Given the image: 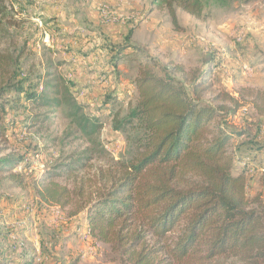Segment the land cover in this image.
I'll list each match as a JSON object with an SVG mask.
<instances>
[{"label":"rangeland","instance_id":"rangeland-1","mask_svg":"<svg viewBox=\"0 0 264 264\" xmlns=\"http://www.w3.org/2000/svg\"><path fill=\"white\" fill-rule=\"evenodd\" d=\"M116 1L0 0V75L15 82L25 81L26 89L34 84L39 92L47 81L53 84L63 81L85 107L84 114L102 124L99 133L88 139L82 137L75 122L68 117L67 105L52 111L39 101L23 99L19 113L8 112L5 118L10 127L8 140L0 143V159L25 155L34 160L26 168L17 169L23 173L19 178L22 186L7 178L0 184V229L5 233L19 230V240L14 245L0 244V264H17L13 261L17 254L19 264H36L33 263L36 258L41 259L39 264H120L118 251L86 236L83 213L77 215L80 200L75 198L65 208L46 206L38 196L41 185L37 179L58 173L57 181L74 191L81 181L94 179L101 183V177L115 171L120 161L132 160L135 134L116 132L113 124L124 120L137 105L135 81L143 64L157 65L158 75L168 73L176 77L189 93V79L203 72L210 73L212 89L204 101L214 107H232L230 102H222V98L238 97L243 88L264 90V0H206L200 19L176 9L177 27L167 10L160 11L153 6V0H126L135 7L131 12L118 6ZM102 7L122 18L123 24H108L124 27V34L116 41L102 27V22H95V18L93 21L88 11L92 9L98 14ZM47 35L56 50H50L45 44ZM100 38H106V44ZM88 43L99 50L110 49L108 46L116 48L120 54L102 57L103 63L99 55L94 56L92 61L96 66L89 73L100 75L111 66L101 75L109 73L115 78L111 80L113 84L116 81L131 84L135 92L133 99L118 100L103 94L99 100L101 96L92 95V86L77 71L85 65L83 60L73 58L69 62L62 56L72 52L85 56L90 53L85 50ZM244 66L253 72L248 73ZM180 68L184 74L178 72ZM82 91L85 96L79 97ZM13 96L9 94L8 99ZM211 126L241 134L232 137L230 152L238 157L234 161L239 167H243L242 162L246 163L248 197L259 200L254 208L264 214V154L254 149L264 147L261 134L264 119L251 106H246L236 116L222 112L221 119ZM74 162L85 167L70 178L63 170ZM22 202L32 207L34 213L23 212L19 207ZM56 208L61 211L59 218ZM22 221L26 225L20 228L18 224L22 225ZM18 244L23 246L18 249ZM222 264L242 263L225 260Z\"/></svg>","mask_w":264,"mask_h":264},{"label":"trees","instance_id":"trees-1","mask_svg":"<svg viewBox=\"0 0 264 264\" xmlns=\"http://www.w3.org/2000/svg\"><path fill=\"white\" fill-rule=\"evenodd\" d=\"M205 1L153 0L152 4L167 10L177 27L176 9L200 19ZM156 66L140 67L135 81L138 103L124 120L113 124L116 132L135 134L132 160L120 161L101 183L81 181L74 191L57 181L58 173L41 177L37 179L41 202L65 208L79 199L77 215L83 213L85 230L118 251L120 264L264 262V214L254 208L259 200L248 197V167H239L234 161L238 157L230 152L232 137L241 134L211 126L222 112L236 116L246 106L264 119V90L243 88L238 97L222 98L232 107H214L204 101L212 89L210 73L189 79V93L176 77L158 75ZM178 72L184 74L181 68ZM24 83L0 75V143L8 140V112L19 113L23 99L39 101L52 111L67 105L68 117L84 138L92 139L101 130L98 120L84 114L85 107L67 83L47 81L42 93L34 84L26 89ZM9 94L13 98L8 99ZM254 149L264 154L263 146ZM25 157L0 159V184L7 178L22 186L23 173L17 169L26 168ZM78 164L66 165L64 174L76 177L85 167Z\"/></svg>","mask_w":264,"mask_h":264},{"label":"crops","instance_id":"crops-1","mask_svg":"<svg viewBox=\"0 0 264 264\" xmlns=\"http://www.w3.org/2000/svg\"><path fill=\"white\" fill-rule=\"evenodd\" d=\"M119 1H120V3H119ZM89 4H90L89 2H86V6H89ZM116 4H119L118 6H120L123 9L128 10V12L129 11L131 12L132 10L135 9V7H133L132 4L126 0H118V1H116ZM99 6H103V5L100 4ZM88 11H91L93 21L95 18V22H98V23L102 22L104 24V26H102V27L108 33L111 34V38L113 39V41L120 39L121 36L124 34V27H120V26L111 27L110 25L105 24V22L103 21L101 12L100 13L98 12V14H94V12H92V9H90ZM100 20H102V21H100ZM104 39H106V38H104ZM104 39L102 40V38H100V42L105 43ZM108 41H110V40L108 39ZM74 44H77V43H74ZM47 47L50 50H56L55 49L56 46L54 45V43L51 45L49 44ZM108 48H110V49H107L105 47L104 50H99V49H96L92 43H88L85 46V50L90 52L89 54L87 53V54H85V56H82L81 54H79V56H77L78 55L77 53L75 54L74 52H72L71 54L64 53V54H62V56L65 58L64 60H69V62H71V60L73 58L83 60V65L84 64L85 65L82 66L79 70H77L78 74H80L82 76V80L83 81L85 80L86 84L92 86L90 88V90L92 91V95L97 96V97L101 96V98H99V100H101L103 98V96H104L103 94H105L106 96L111 95L112 97L117 98L118 100H122V99H126V98L127 99L129 98L131 100V98L133 99V97L135 96V92H134L133 87H131L132 86L131 84L129 85V83H128V85H127V83H117V81L113 84L111 80H112V78L113 79H115V78L111 77L109 75V73H108V76H106L105 74L101 75L102 72L105 73L108 69H110L111 66L108 65L106 69H103L102 72L100 71L101 72L100 75L96 74V73H89L92 70L94 71L95 66H96L92 61L94 56L99 55L100 63L101 62L103 63L104 61L102 60L103 59L102 57H105L106 55H108V56L113 58L116 55V52H115V51H117L116 48H111V46H108ZM54 56H55V54H54ZM72 66H73V64H72ZM114 67H116V65H114L112 67L113 68L112 70H115ZM113 85H115V86H113ZM89 100L92 101L94 99H89ZM12 204L13 203H11V205ZM10 208L12 209V208H16V207L10 206ZM2 215H5V213L3 212ZM1 233H4V234H1ZM17 233H19V230L15 231V232L11 231L8 234H5V231L0 229V244H2L4 242L5 244L11 243L12 245H14L15 240H19L18 239L19 235H17ZM19 257H20V255L17 254L15 256V258L13 259V261L16 262L17 264H19V261H18Z\"/></svg>","mask_w":264,"mask_h":264},{"label":"built area","instance_id":"built-area-1","mask_svg":"<svg viewBox=\"0 0 264 264\" xmlns=\"http://www.w3.org/2000/svg\"><path fill=\"white\" fill-rule=\"evenodd\" d=\"M100 10V12H101V15H102V18H103V21L105 22V23H107V24H112V25H119V24H123L122 23V18H120V17H118V16H113L110 12H108L107 10H106V8L105 7H102L101 9H99ZM238 42H240V41H242V38L241 37H239L238 38V40H237ZM44 42H45V44H50V37L47 35V37L45 38V40H44ZM244 68V70H246L248 73H250V72H253V70L251 69V68H249V67H247V66H244L243 67ZM85 96V93H84V91H82L80 94H79V97H84ZM263 136H264V131L261 133ZM238 159V158H237ZM32 160H34V158L32 157V158H30V157H25L24 158V166H29V164H30V162L32 161ZM240 165H241V162H240ZM242 166L243 167H246L247 165H246V163L245 162H242ZM19 207H20V209L24 212H28V213H34V209L32 208V207H29V205H26L25 203H20L19 204ZM54 211H55V209H54ZM56 214H57V218H59V216H61V211H60V209L59 208H56ZM22 225H20V223L18 224V226L21 228L22 226H25L26 225V221H22V223H21ZM86 236H90V234H89V232L88 231H86ZM23 246V244H18V249H20L21 247ZM41 262V259L40 258H36L35 259V263L37 264H39Z\"/></svg>","mask_w":264,"mask_h":264}]
</instances>
